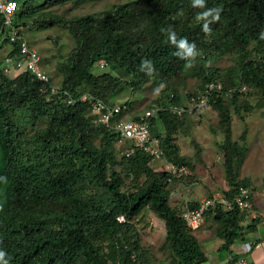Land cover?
<instances>
[{
  "label": "trees",
  "instance_id": "trees-1",
  "mask_svg": "<svg viewBox=\"0 0 264 264\" xmlns=\"http://www.w3.org/2000/svg\"><path fill=\"white\" fill-rule=\"evenodd\" d=\"M65 1L17 0L14 18L20 34L32 26L57 25L71 36V49L56 65L60 78L47 73L48 84L57 87L55 94L42 92V81L30 70L10 74L0 61V177L6 178L0 181V250L7 253L9 264H153L155 256L140 245L136 228V221L153 212L164 223L160 248L170 264L202 263L206 255L197 234L178 206L170 204L168 173L149 165L148 152L120 149L119 132L95 120L89 101L69 104L66 97L87 92L111 103L116 89L136 92L150 82L160 87L152 102L166 108L183 105L194 94L180 89L189 76L201 85L220 79L223 89L215 91L210 103L218 109L220 123L227 125L231 112L226 93L235 113L249 87L250 97L264 105V0H206L207 8H222L210 35L195 19L205 9L193 8L191 0H124L86 14H54L52 7ZM84 1L73 0V5ZM169 27L177 39L196 44L201 55L192 67L174 55L176 47L161 31ZM17 50L13 44L9 54ZM229 53L235 57L236 83L231 71L222 74L209 64ZM101 59L124 74L94 71ZM144 60L151 63L141 64ZM184 118L161 109L148 121L166 158L193 167L174 140ZM227 134L222 145L232 146L226 149L225 168L228 193H233L238 186L250 188L245 179L234 181L246 146L232 144ZM124 141L132 146V140ZM248 212L217 207L206 212L216 221V236L224 238L223 249L256 231L259 218L244 225ZM120 214L123 221L116 219Z\"/></svg>",
  "mask_w": 264,
  "mask_h": 264
},
{
  "label": "rangeland",
  "instance_id": "rangeland-1",
  "mask_svg": "<svg viewBox=\"0 0 264 264\" xmlns=\"http://www.w3.org/2000/svg\"><path fill=\"white\" fill-rule=\"evenodd\" d=\"M119 1L124 0H87L77 5H73V0H66L63 4H55L52 10L54 14L68 17L100 10ZM24 30L27 39L30 40L40 53L42 67L48 73H51L53 79L58 80L60 74L56 70V65L67 55L73 45L69 33L57 25L45 28L32 26V28H25ZM5 34L4 32L0 35V61L2 66L3 55L6 49L10 47V43L4 40ZM234 63L235 57L230 53L223 54L209 62L210 65L217 67L216 69L220 70L219 72L222 74H225V70L231 71L232 81L236 83L237 77L233 72L235 70ZM105 70L108 72L115 71V74L120 76L124 74L122 70H113L109 66L104 68L97 66L94 68L96 72ZM186 82V85L180 86L182 92L197 93L203 86L195 76H189ZM159 88V86H153L150 82L146 83L141 90L136 92H131L127 87L122 86L116 89L111 96L113 100L122 103L125 100L131 101V106L124 110L122 116H134L143 112L146 107L154 103L152 101L157 96ZM250 89L252 87L248 88V90ZM248 90L238 100V105H243L239 108V113L233 111V99L231 97L224 99L231 112L227 125L220 123L219 111L213 102L210 103V107H203L202 111L185 116L184 124L177 131L174 140L180 145V153L186 154L191 158L190 161L193 167L187 165L191 172V177L186 180L185 184L181 183L174 187L178 186V193L172 195L170 204L176 205V201L180 200L179 197L183 194L187 198L204 197L215 190L226 189L230 186V183L227 181L229 176L225 168V159L227 158L226 149H231L232 146L228 143H226L227 145H222L227 134V132H224V128L229 130L227 135H229L232 144L238 146L245 144L246 146L244 157L241 161L239 160V167L234 172L236 175L234 181L245 179L252 192L261 193V195L256 197V200H264V105L256 104V100L250 97ZM242 101H247L248 105L241 103ZM124 146L125 144L119 145L120 149ZM235 156L236 154L233 153V160L236 159ZM151 166L155 168L157 162H153ZM180 192L182 193L177 195ZM254 209L255 211H259L255 207ZM250 220L251 216L248 212L243 222L247 224ZM257 225L260 233L264 235V226L261 224L260 219H257ZM215 227L216 221L210 214H206L201 226L194 230L198 235L201 248L209 253L207 261L201 264H218V262L225 260L226 252H223V248L218 252L215 250L211 252L214 245L217 246L220 242H224L223 237L220 239V236H216ZM136 228L139 232L140 245L147 248L155 256L156 262L166 260L167 264L169 262L167 253L160 248L165 240L163 220L153 212H150L148 215H144L141 221H136ZM235 243L238 248L232 245L231 249L241 250V241L237 240ZM240 253H243V250Z\"/></svg>",
  "mask_w": 264,
  "mask_h": 264
},
{
  "label": "built area",
  "instance_id": "built-area-1",
  "mask_svg": "<svg viewBox=\"0 0 264 264\" xmlns=\"http://www.w3.org/2000/svg\"><path fill=\"white\" fill-rule=\"evenodd\" d=\"M17 8V0H0V31L7 29L9 38L11 40H19V51L16 55H6L5 62L6 68L11 67L14 70L27 69L30 70L37 79L42 81L41 91L44 93L55 94L57 87L55 85L48 84V75L39 68L38 61L39 55L35 48L30 47L27 40L19 36V29L14 23L15 11ZM85 97L82 96L81 99ZM206 96L203 94L201 97H192L188 106H178L170 105L167 109L172 113L177 115H182V113H191L196 107H204ZM68 102L71 98L68 97ZM121 105L115 104L109 106L101 99H96L93 102V108L100 111L99 120L106 124H109L112 117L119 112ZM163 107L155 105L145 109L143 114L139 115L138 118H122L116 117L113 119L111 126L115 128L120 134L119 142L121 144L125 143V139H131L133 141V147L141 148L148 151L150 154L155 156L157 159L163 158L162 150L158 146V139L150 136L149 121L148 118L154 114L156 111L161 110ZM166 109V108H164ZM133 147L128 145L124 149L127 153H131ZM160 165L164 170L172 173L176 177H180L184 174L189 173V169L185 165H176L168 161H160ZM229 189L215 190L211 192L210 195H205L204 197H199L196 199L186 198L183 205L181 206V217L186 222V224L192 228H197L200 226L205 217L206 212L210 209H215L216 207L220 210H248L250 211V216L254 218H259L264 226V212L255 211L252 202V192L248 187L238 186V190L235 189L233 193H228ZM194 202V203H193ZM193 204V206L191 205ZM116 219L123 221L124 217L122 214L117 215ZM260 247L264 252V239L263 240H252L243 242V253L238 256L235 260L229 264H250L245 252L251 250V248ZM163 263L153 262V264H166V260ZM140 264V263H136ZM167 264H170L168 262ZM261 264H264L262 262Z\"/></svg>",
  "mask_w": 264,
  "mask_h": 264
},
{
  "label": "clouds",
  "instance_id": "clouds-1",
  "mask_svg": "<svg viewBox=\"0 0 264 264\" xmlns=\"http://www.w3.org/2000/svg\"><path fill=\"white\" fill-rule=\"evenodd\" d=\"M191 6L193 7V8H200V9H205L204 11H202V12H199L197 15H196V17H195V19H196V21L197 22H202V31L204 32V34L205 35H210L211 34V31H212V29H211V25L213 24V23H216V22H218L219 20H220V13H221V11H222V8L221 7H219V6H217V7H212V8H207L206 7V0H191ZM17 7H18V4H17ZM16 10H17V8H16ZM15 13H16V11H15ZM15 23V22H14ZM15 25L18 27V29H20V26H18V24H16L15 23ZM161 31L162 32H165V33H167V38H168V42L170 43V44H172L173 46H175L176 47V49H177V51L174 53V55H176L177 57H181V58H183L184 60H186V61H188V63H187V67H192L193 66V64H194V62H195V60H196V58L199 56V55H201V53L198 51V49H197V47H196V44L193 42V43H190L188 40H187V38H184V37H182V38H180V39H177V35H176V32L171 28V27H169V28H162L161 29ZM6 33L5 34V37H4V40H7L9 43H10V47L8 48V49H6V51H5V53H4V55H3V59H4V62H3V69H4V71H6V72H8V73H10V74H15V72H17V70H14V69H12L11 67H9L8 69L6 68V62H5V57H6V55H10L9 53V51H10V48L12 47V45L13 44H17L18 45V50H17V52L19 51V40L20 39H17V40H11L10 38H9V35H8V32H7V29H4V30H2V31H0V35H2L3 33ZM18 33H19V31H18ZM19 36L20 37H23V38H25L26 40H27V42H28V44H29V46L30 47H33V48H35V46L30 42V40H28L27 39V37H26V35H25V30H24V34H20L19 33ZM6 38V39H5ZM261 38L262 39H264V34H262V36H261ZM13 43V44H12ZM35 50L37 51V53H38V55H39V61H38V66H39V68L40 69H42L46 74L48 73L43 67H42V59H41V56H40V53L38 52V50L35 48ZM182 50V51H181ZM17 53H15V54H13V55H16ZM101 65H100V64ZM145 63H151V61H149V60H144V61H142V63L141 64H145ZM98 66H100L101 68H104V67H107V65H106V63H105V61L103 60V59H101V60H99L98 61ZM33 74V73H32ZM48 75V74H47ZM35 76V75H34ZM242 88V90H246V87L244 86V85H242L241 86ZM223 89V83L221 82V80L220 79H210V80H208V81H206L204 84H203V86H202V88L201 89H199V92H197V93H194L193 95H191V97H190V99L189 100H187L186 101V103H184L183 105H178V106H188V104H189V102L191 101V98L192 97H194V98H196V97H201L203 94H205V96H206V102H205V106H204V108H206L207 106H209L210 107V100H211V98H212V95H214L215 94V91H220V90H222ZM230 91H235V89L233 88V89H230ZM67 95H69V94H67ZM82 96H84L85 98L84 99H81V97ZM68 97H70L71 98V101H73V102H68ZM68 97H66V101H67V103H69V104H74L77 100H79V101H89V104H90V112L91 113H93V114H95V120L96 121H100L99 120V117H100V111H97V110H95L94 108H93V102L96 100V99H100V98H94L93 96H91L90 94H88L87 92H84V93H82L78 98H74V97H72L71 95H69ZM227 97H231L228 93H226V98ZM102 100V99H101ZM125 101H127V100H125ZM125 101L122 103V102H120V101H117V100H114V101H111L110 100V102L111 103H109V102H105L106 104H108L109 106H113V105H115V104H120L121 105V107H120V110L122 109L123 110V112H124V110L125 109H127L126 107H125ZM155 105H159V106H162L161 104H156V103H153V104H151L150 106H148V107H146L145 109H147V108H149V107H153V106H155ZM170 105H175V104H170ZM170 105H168L167 107H166V110H168L167 108L170 106ZM162 107H164V106H162ZM203 107H196V108H194L193 109V111H191V113H182V115H177V114H175V113H173V114H175V115H177V116H183V115H185V116H190V115H192V114H194L195 112H200V111H202L203 109H202ZM145 109L143 110V112L145 111ZM162 109H164V108H162ZM120 110H119V112H120ZM165 110V109H164ZM159 111V110H158ZM158 111H156V112H158ZM169 111V110H168ZM118 112V113H119ZM143 112H140L139 114H136V115H134V116H122V114L119 116H117V115H115L114 117H112V119H111V121H110V124H112V121H113V119L114 118H116V117H122V118H129V117H133V118H138L139 117V115H141V114H143ZM155 112V113H156ZM171 112V111H170ZM118 113H116V114H118ZM172 113V112H171ZM149 130H150V126H149ZM150 136L151 137H153V138H157L156 136H154V135H152L151 134V131H150ZM158 139V138H157ZM129 140H131V139H129ZM125 144V146H128V144L125 142L124 143ZM178 144V146H179V150L181 151V148H180V145H179V143H177ZM123 145V144H122ZM124 146V147H125ZM158 146H159V139H158ZM132 147H133V141H132ZM134 148V147H133ZM160 148V147H159ZM141 149V148H140ZM161 149V148H160ZM143 150V149H142ZM162 150V149H161ZM133 151V150H132ZM145 151V150H144ZM146 152H148V151H146ZM149 153V152H148ZM162 153H163V150H162ZM150 154V153H149ZM151 156H152V159H151V161H150V163H149V165L151 166L152 165V163L153 162H157V166L155 167V168H153L152 166V168L153 169H155V170H157V171H162V172H167L168 173V177H167V182H169L170 183V196L172 197V195H174L176 192H177V190H178V186L176 187V188H174L176 185H179V184H181V183H186V180H188V177L190 176V174H191V172H190V170H189V173H187V174H184V175H182V176H180V177H176L175 175H173L172 173H170V172H168V171H166V170H164L163 169V167L160 165V161H168V162H171V161H169L167 158H166V156L164 155V153H163V158L162 159H157V158H155V156H153L152 154H150ZM171 163H173V162H171ZM173 164H175V163H173ZM177 165V164H176ZM182 165H185V164H182ZM178 166H180V165H178ZM185 166H187V165H185ZM0 181H4V182H6V178L5 177H0ZM185 187V186H184ZM250 189V188H249ZM251 190V189H250ZM252 192V191H251ZM253 193V192H252ZM170 197V198H171ZM187 197H185L184 199H183V201H180L181 202V204L180 205H177L178 206V208L180 209L181 208V206L183 205V203H184V200L186 199ZM192 198V197H191ZM190 198V199H191ZM192 199H196V198H192ZM251 219H253L252 217H251ZM255 219V218H254ZM257 219V218H256ZM205 220V219H204ZM262 224V223H261ZM263 225V224H262ZM188 226V225H187ZM201 226V225H200ZM190 227V226H189ZM199 227V226H198ZM197 227V228H198ZM192 228V227H191ZM197 228H192V229H194V230H196ZM245 235V234H244ZM220 239H221V237H220ZM242 240V239H241ZM256 240V239H255ZM259 240V239H258ZM258 240H256V241H258ZM241 243H243V242H241ZM237 256H239V255H237ZM236 259V258H235ZM235 259H229L228 258V260H227V264H229L230 262H232L233 260H235ZM154 262H155V260H154ZM160 263H163L164 261L163 260H160L159 261ZM0 264H9V258L7 257V253L5 252V251H3V250H0ZM251 264V263H250Z\"/></svg>",
  "mask_w": 264,
  "mask_h": 264
},
{
  "label": "crops",
  "instance_id": "crops-1",
  "mask_svg": "<svg viewBox=\"0 0 264 264\" xmlns=\"http://www.w3.org/2000/svg\"><path fill=\"white\" fill-rule=\"evenodd\" d=\"M182 192H180L177 195H180ZM176 193H178V191ZM252 194H253V196H252V202H253L254 207L257 208L258 210L264 212V200L263 201L262 200H256V197H258V195H261V193L255 191ZM174 197L176 198V196H174ZM185 197L186 196L183 194L181 197H179L180 200H178V201H183V199ZM195 198H199V196H196ZM178 201H176V204L177 205H180L181 202H178ZM255 230H256L255 232H246V234L244 235L243 238H237L233 243H231L228 246V248H224L223 252L224 251L226 252L225 260L223 262H221V261L218 262V264H227L226 262H227L228 258L229 259H235V258L238 257L237 255H239V256H240V254L242 255V253H240L242 251V249L241 250L240 249L239 250H232L231 249L232 245H235V248H238V247H236V243H235L237 240H240L241 242L252 241V240H255V239L256 240H258V239L259 240H263L264 239V235H262L260 233V231H259L258 228L255 229ZM222 243L223 242H220L217 246L214 245V248H212V249L210 248L211 249V252L214 251V250L216 252H218L220 249H222ZM240 248H243V243H241ZM206 250H209V249H206ZM203 251H204V253L206 255V260L203 261V262H206L207 259H208L209 253H207L205 251V249ZM244 255H247V257L249 259V262L251 264H261L262 262H264V252L262 251V249L260 247L251 248V250L245 252ZM220 259H221V257H220ZM220 259L218 258V260H220ZM215 264H217V263H215Z\"/></svg>",
  "mask_w": 264,
  "mask_h": 264
}]
</instances>
